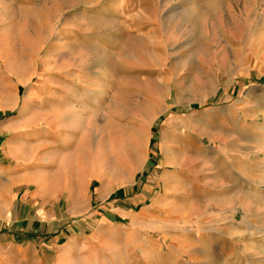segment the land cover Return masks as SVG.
Returning <instances> with one entry per match:
<instances>
[{
    "label": "rangeland",
    "instance_id": "1",
    "mask_svg": "<svg viewBox=\"0 0 264 264\" xmlns=\"http://www.w3.org/2000/svg\"><path fill=\"white\" fill-rule=\"evenodd\" d=\"M4 222L0 264L74 225L113 264H264V0H0Z\"/></svg>",
    "mask_w": 264,
    "mask_h": 264
},
{
    "label": "crops",
    "instance_id": "2",
    "mask_svg": "<svg viewBox=\"0 0 264 264\" xmlns=\"http://www.w3.org/2000/svg\"><path fill=\"white\" fill-rule=\"evenodd\" d=\"M209 177L213 178L214 175H209ZM207 187L211 189L210 182L207 183ZM134 198L133 201L137 200L138 202H144L146 200L145 193H140ZM226 199L224 202L228 201ZM1 227L0 248L11 247V239H21L19 236L12 237L3 230L5 222ZM25 227L27 226L24 224ZM78 228L74 225L68 230L64 228L63 230L56 231L51 239H49L47 246L43 245V242L36 241L35 243H40L53 252L49 258L45 257V255H37L36 257L41 260V264H113L112 256L108 255L110 247L107 250V245L111 243L110 235L102 228L101 231L98 229L97 231L93 230L88 232ZM40 240L44 241L45 239Z\"/></svg>",
    "mask_w": 264,
    "mask_h": 264
}]
</instances>
